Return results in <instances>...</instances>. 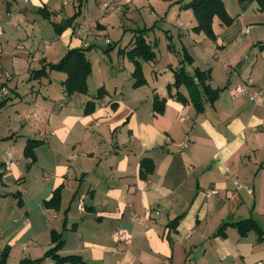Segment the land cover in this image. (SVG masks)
<instances>
[{
  "label": "crops",
  "instance_id": "0c3cea01",
  "mask_svg": "<svg viewBox=\"0 0 264 264\" xmlns=\"http://www.w3.org/2000/svg\"><path fill=\"white\" fill-rule=\"evenodd\" d=\"M190 1L0 0L6 264H56L44 257L51 232L63 240L58 255L88 264H264V0H222L230 21L213 16L214 39L194 29L181 7ZM153 23L142 34L160 47L144 60L131 50ZM79 47L91 64L85 93L68 95L58 70L30 78ZM183 49L188 70H209L207 83L220 89L213 101L201 95L200 111L184 85L185 102L168 93ZM240 84L246 91L232 98ZM28 140L39 141L30 154ZM135 213L146 222H133ZM245 218L259 230L232 224ZM118 229L131 233L129 246Z\"/></svg>",
  "mask_w": 264,
  "mask_h": 264
},
{
  "label": "trees",
  "instance_id": "16d2710c",
  "mask_svg": "<svg viewBox=\"0 0 264 264\" xmlns=\"http://www.w3.org/2000/svg\"><path fill=\"white\" fill-rule=\"evenodd\" d=\"M260 0V4H261ZM263 2V1H262ZM182 8H189L192 10L197 25L194 27L195 30L204 32L210 39L215 38V34L212 28V18L214 15L220 16L224 22L228 23L230 21L228 15L223 6L222 0H191L190 2L183 4ZM77 14V13H75ZM74 14V15H75ZM64 25H61L63 27ZM155 27L153 23L148 28H142L137 31L135 36V44L132 48L134 54L140 55L144 60H151L155 57V53L152 50L150 44H148L144 39V34ZM61 29H57L60 31ZM168 48H171L168 45ZM85 48H70L62 56V58L56 63H43L41 68L32 71L30 78L46 76L47 70H58L64 72L67 76L66 80L63 82L64 89L68 95L73 92L85 93L87 91V77L91 73V64L85 55ZM135 62L134 75L141 72L140 64L137 61ZM193 63V58L187 50L183 49L179 65L176 68H173L174 81L172 84L167 85L168 93L171 96H176L178 100L183 102L186 101L185 97L178 91V88L181 85H184L188 91L189 97L194 104L196 110L200 111L203 109V103L201 95H205L209 101H213L217 98L220 89H211L207 83L210 78L209 70H201L198 67H192V70H188V66H191ZM141 81L137 79L134 84H138ZM176 89L175 93H172L171 88ZM102 88L98 90L101 91ZM98 96V95H97ZM5 100L2 101L4 103ZM164 100H155L153 107L155 110L160 111L163 107ZM2 105V104H1ZM89 106V103L86 106ZM39 144V141L28 140L25 146V153L30 154L33 147ZM144 162V161H143ZM59 200L58 191L54 193L52 202L56 206ZM235 225L241 233L246 232L249 229L259 230L258 225L252 218H245L239 221L232 223ZM221 230V229H220ZM52 241L55 245L50 248L45 254V256H50L56 262V264H63L64 262H70L71 264H88L84 262L78 255H58L57 251L62 246L63 240L60 235L56 232H51ZM7 256V249H4L0 256V264H6L5 259ZM40 259L35 261H22L20 264H37Z\"/></svg>",
  "mask_w": 264,
  "mask_h": 264
},
{
  "label": "built area",
  "instance_id": "2783aa9c",
  "mask_svg": "<svg viewBox=\"0 0 264 264\" xmlns=\"http://www.w3.org/2000/svg\"><path fill=\"white\" fill-rule=\"evenodd\" d=\"M124 2H128L129 0H123ZM108 7H111L110 4H108ZM247 31V30H246ZM9 77V74L7 75ZM246 86L243 84L236 85L234 87L229 88V94L232 98L236 97L237 95L242 94L243 92L246 91ZM8 89L6 87H1L0 88V94L5 95L7 94ZM251 99L255 98V95L250 96ZM173 145L177 151H180L184 149L187 146V141H178V142H173ZM217 192V189H208L206 191L207 195H212ZM131 220L133 222H139V223H145L146 218L144 217L143 214H133L131 217ZM115 238L117 241L123 242L126 246H129L132 240V235L128 231H125L123 229H118L115 231Z\"/></svg>",
  "mask_w": 264,
  "mask_h": 264
},
{
  "label": "rangeland",
  "instance_id": "374dc122",
  "mask_svg": "<svg viewBox=\"0 0 264 264\" xmlns=\"http://www.w3.org/2000/svg\"><path fill=\"white\" fill-rule=\"evenodd\" d=\"M194 15V14H193ZM193 17H195V16H193ZM147 20V19H146ZM196 20V19H195ZM141 26H143V23L141 24ZM158 44L157 43H155V44H153L152 43V47L153 48H155L156 50H158V48L160 47V45L159 46H157ZM162 47L164 48V49H166V43L165 42H162ZM169 46H167V48H168ZM169 49V48H168Z\"/></svg>",
  "mask_w": 264,
  "mask_h": 264
}]
</instances>
